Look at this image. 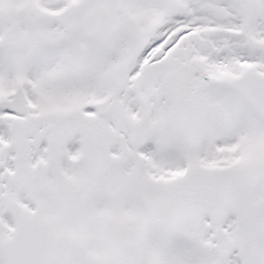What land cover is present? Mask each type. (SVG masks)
<instances>
[{"label":"snow or ice","instance_id":"snow-or-ice-1","mask_svg":"<svg viewBox=\"0 0 264 264\" xmlns=\"http://www.w3.org/2000/svg\"><path fill=\"white\" fill-rule=\"evenodd\" d=\"M0 264H264V0H0Z\"/></svg>","mask_w":264,"mask_h":264}]
</instances>
